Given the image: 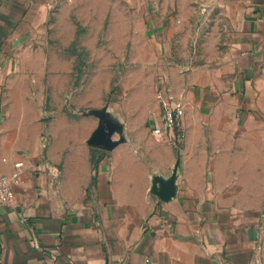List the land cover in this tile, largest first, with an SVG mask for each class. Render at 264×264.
I'll return each mask as SVG.
<instances>
[{"label":"crops","instance_id":"1","mask_svg":"<svg viewBox=\"0 0 264 264\" xmlns=\"http://www.w3.org/2000/svg\"><path fill=\"white\" fill-rule=\"evenodd\" d=\"M134 1L0 0V174L23 162L0 264H264V0H178L210 45L159 64ZM162 86L179 145L152 132ZM102 109L111 150L91 144Z\"/></svg>","mask_w":264,"mask_h":264},{"label":"rangeland","instance_id":"2","mask_svg":"<svg viewBox=\"0 0 264 264\" xmlns=\"http://www.w3.org/2000/svg\"><path fill=\"white\" fill-rule=\"evenodd\" d=\"M137 1H134V8L139 4ZM144 1L147 5L144 16L150 24L151 32L149 54L155 64H159L160 61L164 60H173L175 55L180 52L176 49L179 46L182 48L187 46V49L191 50V52H193L192 49L196 48L197 50H194L196 55L198 54L200 57L205 55L206 51H201L200 48L210 45L209 37L205 34V30L211 26V19L206 14V11L203 10V6L197 14L189 6H184V9L183 7L178 9V0ZM181 16H184L183 20L180 19ZM222 39L223 37L220 35L215 36L212 44L217 43V45L221 46L222 42L225 41ZM183 40L185 43H181ZM167 46H171L172 49H167ZM137 54L139 57L141 52L138 51Z\"/></svg>","mask_w":264,"mask_h":264},{"label":"built area","instance_id":"3","mask_svg":"<svg viewBox=\"0 0 264 264\" xmlns=\"http://www.w3.org/2000/svg\"><path fill=\"white\" fill-rule=\"evenodd\" d=\"M157 99L159 100L163 115L162 124L156 125L152 132L155 136L164 138L170 136L175 145H179L184 138L183 130L180 127L181 119L184 114V104L178 100L171 91L162 86L157 90ZM23 162L15 164L16 171L10 175L0 174V205L10 204L15 197L13 185L19 181L20 168Z\"/></svg>","mask_w":264,"mask_h":264},{"label":"water","instance_id":"4","mask_svg":"<svg viewBox=\"0 0 264 264\" xmlns=\"http://www.w3.org/2000/svg\"><path fill=\"white\" fill-rule=\"evenodd\" d=\"M101 115V122L99 125L98 130L94 133L91 138V144L99 146L105 150H111L114 145L115 141L111 139V133L115 129V125L110 122L105 109L100 111ZM179 160H177L172 175L167 178L157 177L156 182L152 186V191L162 200H169L171 199L176 192V177H177V168H178Z\"/></svg>","mask_w":264,"mask_h":264}]
</instances>
